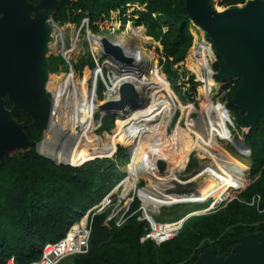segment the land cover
<instances>
[{
    "label": "trees",
    "instance_id": "obj_1",
    "mask_svg": "<svg viewBox=\"0 0 264 264\" xmlns=\"http://www.w3.org/2000/svg\"><path fill=\"white\" fill-rule=\"evenodd\" d=\"M26 1L36 4L38 0ZM246 1L218 0L214 5L213 1L209 0V3L218 11L241 7ZM134 3L143 6L142 10H135L134 13L136 25L144 27L145 34L142 33V39H152L159 43L164 58V68L169 70L173 65L174 68L180 67L183 70L195 64L196 66H192L191 70L200 83L199 87L204 82L214 85L212 78L214 73L209 68V61H212L211 50L202 39L196 42V37H192L190 28L194 23L187 14L184 0H70L66 5L57 0L51 18L55 23L86 18L91 25L96 19L106 18L111 11L118 10L121 14L127 4ZM55 32L51 28L50 36ZM57 32L53 38L61 36L60 30ZM117 32L120 34L124 31L118 29ZM188 49L190 52L186 56ZM222 62V57L215 53L212 69L216 71ZM83 66L82 62L74 65L76 69H82ZM92 66L90 61L88 67ZM149 66L153 77L165 82L160 76H156L158 73L154 62ZM42 73L46 87L52 92L50 116L57 121L58 111L54 94L56 95L65 73L47 74L43 70ZM215 78L217 89L223 91L221 102L240 123L244 113L232 102L239 79ZM94 80L93 86L90 85L91 89H89L93 92L86 91L83 82L78 83L79 89L72 81V87L84 96L89 92V97L85 100L90 101L91 97L95 96ZM210 91L208 107L215 105L211 102L214 97L213 88H210ZM1 99L3 107L9 111L13 103L7 95H3ZM103 102L105 103L99 108L105 112L104 109L111 107L107 104L106 97ZM76 104L82 103L78 101ZM76 104L66 115L68 121L75 116ZM186 107L190 109L189 113L193 111L192 106ZM11 118L20 125L27 145L14 155L0 154V264L9 257L13 258L15 264H28L38 259L40 249L45 242L62 237L68 226L78 218L82 219L87 209L98 203L118 180V170L112 158L123 161L121 173L126 175L132 167V161L127 158L125 148L118 143L125 146L130 143L127 139L128 130L125 131L123 144L120 143L119 129L115 132L119 142L115 140L113 134L116 127L115 119L112 134L103 144L104 151L96 152L99 149L91 145L86 135V125L76 120L72 124L70 138L65 140L61 138L58 145H56V137L49 138L53 142L51 144H46L47 141H44V145H48L50 154L54 152L56 154L59 152L57 149H61L69 156H65L63 161L55 164L37 154L31 144L41 137L32 117L26 111L17 109L11 114ZM197 118L199 120L195 121L187 116V129L194 136H205L209 139L213 145L210 158L220 157L221 162H219L226 168L222 183L223 194L231 188L234 189V197L221 209L204 215L187 217L176 235L157 245L151 240L139 242V237L145 231L146 222L137 219L135 212L118 226L114 224L113 218L104 222V211L89 212L86 251L66 256L57 264L61 262L65 264H194L206 251H211L215 257L225 259L233 253L242 236L264 234V114L260 115L244 134L247 155L250 151L247 171V166L242 162L244 161L242 157L245 155H241L236 150L237 154L230 152L217 140L218 128L214 116L205 119L202 114H198ZM80 125L83 126V132L75 133L74 128ZM100 125L101 131L111 129L112 116L106 114L101 119ZM51 132V129H48L47 134L50 137H52ZM163 137L159 144L161 148L167 150L162 144ZM222 139L226 138L222 137ZM114 146H116L115 152H113ZM132 156L134 169H137L143 155L136 145ZM202 163L205 164L206 160ZM144 175L146 173H143ZM140 179L145 180L146 177ZM122 182L112 187L107 195ZM142 186L141 184L137 189L129 204L130 212L135 210L139 201L145 198L147 186L144 190ZM251 200L252 203L249 204Z\"/></svg>",
    "mask_w": 264,
    "mask_h": 264
},
{
    "label": "rangeland",
    "instance_id": "obj_2",
    "mask_svg": "<svg viewBox=\"0 0 264 264\" xmlns=\"http://www.w3.org/2000/svg\"><path fill=\"white\" fill-rule=\"evenodd\" d=\"M56 1L57 0H55V2ZM69 1L70 0H63V4L66 5ZM212 1L213 4L216 5L218 0H212ZM53 2L54 0H52V5L50 6L42 5L41 0L36 4H29L28 19L33 18L36 15H39L42 18V20L47 18L52 20L51 13L54 10V4H55V2L54 3ZM142 9L143 6H140L137 3L127 4L125 6V9H123L122 12H120L121 14H119L118 10L111 11L109 12V15L106 18L102 17L100 19H96L94 22H92L91 25L87 22L86 18H80L78 21H72L69 19V20H62L59 23L54 22L56 27L52 26V28L54 32L55 31L56 32L50 36V30H49V32L46 34L45 38L47 36H50L51 39L46 43L45 50L37 49L39 53L37 63L39 61L43 63V65L45 66V69H43V71H45L47 74L65 73L63 77L62 85H60V87L56 90V96L57 95L59 96L60 92L64 91L65 86L68 83L69 78L66 75L67 72H71L72 81L74 85L80 89L79 87L80 85L78 86V83L80 84L81 82H83L86 91H89L90 85L92 84V81L95 76V80H94L95 96H92L91 100L87 101L79 93H74L73 95L71 94V96L75 99L76 102L79 101L82 104H76L75 116H73L70 121L66 119V115L70 111H62L61 113L58 112L59 118L57 120L60 121V117L64 118V127L63 130L60 131L58 125L56 124L57 121H55V119L53 118L48 120L47 111H45L43 108L44 103L46 102L49 103L52 101V92L48 87H46L43 80L44 75L43 73H40L42 72L40 71L38 73L39 75H41L40 76L41 83L38 84V89L36 93L25 99L26 103L24 104L25 107L24 109L27 110L31 115H33L34 122L39 127L42 138H48V139L50 138V135L47 134L46 132L48 127L50 126L49 129H51L52 131L51 136H55L57 139L56 145L59 144L61 138L65 140L71 137V132L68 130V124L75 120H80L82 124L86 125L85 131H86V135L88 134L87 136H89L91 145L99 149L96 150V152L104 151L103 144H105L108 137L111 136L112 134L111 131L114 128V121L116 119V127L113 130L114 138L116 141H118L115 132H117V130L119 129L120 143L123 144L125 131L128 130L127 139L130 145L125 146L124 144L121 145L119 143L118 145L125 148V153L127 155V158L129 156L127 152L130 153L129 158L132 161L131 168H133L134 159L132 153H133V148L135 146V144L133 143V134L136 136V139H138L139 141L141 140L144 141L148 139V137L153 136L157 129L164 127L166 116L163 108L165 107L166 104L164 105V103H162L160 109L158 107V100H166L165 92L163 90H156V89L154 90L152 89V91L150 92L148 91L145 92L144 89L142 88L139 89V92H137L136 94L137 95L136 100L132 102V105L141 104L142 106L134 110L131 109V111L126 114L124 112L123 113L125 114L124 120H122L121 116L120 118H118L115 115V113L114 115H112L108 111L104 112L99 107L105 103L103 102V97L107 93V90L110 87V85L113 84L114 77L117 76L121 68H123L124 66H130L131 63L139 66L147 65L146 68L143 69L141 73L149 77L148 73L151 76H153L151 74V69L149 70L150 67L149 64L151 62H154L156 66V72L158 73L156 76H160V78H162L166 83H168V86L176 96L177 101L181 102L183 107L186 109L185 114L181 113L180 110L177 108H176L177 110L176 109L173 110V115L174 114L175 115L174 117L172 115V118L169 122L170 124L164 127L165 128L164 132L160 138L161 140L162 137L164 136L162 144L167 150H165L164 148L162 149L165 151L167 155V157L164 160L169 162L170 170L168 174L165 176L157 175L152 166V159L148 157H141V164L139 168H137L138 170L136 168L135 169L130 168L131 170L129 169L126 175H123L121 173V167H122L121 165L123 164V161H119V160L117 161L115 158H112L114 161V165L118 170V180L112 185V187H115V185H117L121 181L123 182L120 185H122L125 181L126 184L125 186L121 187L118 192L110 194L109 197L107 198L109 199V201H107V203L105 202V204L101 207V211H104L105 213V219L106 218L109 219L112 217L115 223L124 221V219H126L128 216L132 215L135 212L137 213L136 218H139V220H144L146 222L145 225L150 226V224H152L153 222L156 224L157 223L170 224L178 221L183 217L185 220L187 217L211 213L213 211L221 209L230 199L234 197L233 196L234 190L233 191L231 190L230 195L222 203H220L217 206H214L215 208L212 209L206 210L209 204L208 202L211 201V199H207L202 203L180 202L168 206H160L155 213L150 212V210L147 208L148 203L147 205H145L144 207L145 209H141V204H143L146 201V198H143V200L139 201L138 206L135 210L131 212L128 210L129 204L131 203L134 197V193L137 191V189L140 188L141 184L143 185L142 190H144L146 186H147L146 189L148 188L150 189V194L148 190V195L155 194L156 193L155 191L169 193L166 192L168 188H170L172 192L190 193L193 192L194 189L196 188L197 186L196 181L193 182L188 181L183 185H177V186H173L169 183H165L171 174V163H172L171 159L173 152V130L177 126H179L181 131L186 134L185 136L190 142L186 163L183 169L177 173L178 180L187 181L190 179L191 176H198L200 178L205 179L210 184V186L215 191V193L218 195L216 202H218L219 196L224 195L222 183L224 181V177L226 174V168L222 163H220L221 162L219 160L220 157L210 158V153L212 152L213 149V145L210 143V141L207 142L203 136L202 137L194 136L187 130V124H186L187 116L189 119H193L195 121L199 120L197 118L198 114H202L205 117V119H209L211 116H214L215 124L218 128L217 140L221 143L222 147L230 150V152L234 154H237L236 151H238L241 155H245L242 157V159L244 160L242 162L245 163V165L247 166L246 171L249 168L250 160L249 157H247V153L243 154L239 150L241 146L239 149H237L238 140L235 139L244 138L245 127L241 123L237 122L234 115L229 110H227L224 107V103L221 102L220 97L223 91H219V89H217V85H216L217 80L215 78L217 77L216 76L217 74L215 75L213 74L212 77L214 85L204 82V84L199 87L200 83L197 81L191 70V67L194 66L195 64H191L190 66L187 67V69H183V70H181L180 67L174 68L173 65H171L170 69L166 70L164 68V58L161 55L159 43L153 41L152 39L150 40L142 39V33L145 34L144 27L142 25H136L135 23V18H136V15L134 14L135 10L139 11ZM122 19H124L123 23H122ZM47 22L50 23V21ZM137 26H141L143 27V29ZM56 28L60 30L59 33L61 34V36L58 35L53 38V36L58 33L57 32L58 30ZM118 29L121 31L123 30L125 32L127 30L133 31V36L130 35L131 37L130 36L127 37L126 42L128 43L126 44L129 50H131V52H134V50H136L140 58L132 57V61H129L127 58H124L123 60L120 61L114 59L113 57H111V55L107 57L105 52L101 53L100 50H105L102 46V43H98V44L94 43L93 48L90 46V41L87 35L88 32L98 37L106 36L109 38H113L117 36ZM190 31L192 37L194 36L196 37V42L202 39L205 42V44L208 45V48H210L212 53V61H213L215 58L213 43L211 41H208L204 37L202 30L199 29L195 24L192 28H190ZM64 48L68 50L66 54L62 51L64 50ZM189 52L190 49L187 50L186 56L189 55ZM90 61L93 64L91 68L88 67ZM212 61H209V68L214 73L216 71L212 69ZM79 62H82L84 65L82 69L80 68L76 69L74 67V65L78 64ZM178 69L180 71H178ZM99 84L101 85L102 88L100 87ZM211 85H213V87ZM210 88H213V96H214L212 97L211 102L215 105L208 107L207 104L210 101V92H211ZM90 92H93V90H91ZM106 98H108V94L106 95ZM188 105L193 107V111H191L190 113L186 107ZM72 107H73L72 101L69 100V102H67V110H71ZM153 108H155L156 110L155 112L154 110L152 111L153 116L150 117L148 120H145L141 123H137L136 125L134 124L132 127L129 125L130 122H132L134 119H137L138 116H140V114L147 112L148 110ZM57 111H59V104H57ZM106 114H110L112 116V127L108 131L106 130L101 131L100 121ZM92 124H94L95 126H93ZM224 125L226 127H224ZM9 128L10 129L8 131L0 133V153L14 155L25 148V141L19 129V125L15 123L12 120V118ZM89 128H92V130H89ZM78 130L79 127H76L75 131ZM81 130H83L82 127ZM91 132L93 134L92 136H90ZM222 137H225L228 141L226 139H222ZM152 142L153 141L151 140L149 145ZM244 149L247 150L246 145H244ZM37 150H38V146H37ZM115 151H116V146H114L113 152ZM145 151L147 153V150L143 151V148H141V153L142 152L145 153ZM106 153L110 154V152H106ZM64 159H65V155L62 153H57L54 158V160H57L58 162L63 161ZM205 160L206 163L203 164L202 162ZM143 173H146V175L143 176ZM143 177H146V179L145 180L140 179ZM112 187L110 188V190L112 189ZM101 201L102 199L98 203H100ZM98 203L93 205L91 208L98 205ZM99 208L100 207H97L95 208V210L92 211L95 213ZM86 212L84 213L85 218H86ZM185 216L187 217L185 218ZM104 222L106 223L107 221ZM60 264H65V263L61 262Z\"/></svg>",
    "mask_w": 264,
    "mask_h": 264
},
{
    "label": "water",
    "instance_id": "obj_3",
    "mask_svg": "<svg viewBox=\"0 0 264 264\" xmlns=\"http://www.w3.org/2000/svg\"><path fill=\"white\" fill-rule=\"evenodd\" d=\"M59 1L63 3V0ZM29 4L26 0H0V133L10 129L11 114L17 109L26 111L33 119V115L24 109L25 99L36 93L41 83L38 71L45 66L40 61L37 63V49L45 50L46 43L51 39L45 36L52 25L55 26L51 19L42 20L39 15L28 19ZM41 4L50 6L52 0H41ZM184 7L204 37L213 43L214 52L222 57L223 62L214 75L217 74L220 79H239L232 102L244 113L240 123L247 133L253 122L264 114V1L247 0L241 7L217 11L209 0H184ZM107 47L106 54L118 53L117 46ZM136 94L132 86L127 89L126 105L119 106L120 112L142 106L132 105ZM3 95H7L13 103L10 112L3 107ZM51 104L52 101L43 104L48 120ZM104 110L112 115L115 113L109 107ZM34 125L39 129L35 122ZM42 140L40 137L37 142L31 143L35 152L55 164L59 163L38 152L37 145ZM24 141L26 146L25 138ZM241 144L245 145L244 139ZM152 166L160 176L167 175L170 170L169 162L158 156L152 159ZM194 264H264V234L242 236L233 253L225 259L206 251Z\"/></svg>",
    "mask_w": 264,
    "mask_h": 264
},
{
    "label": "bare ground",
    "instance_id": "obj_4",
    "mask_svg": "<svg viewBox=\"0 0 264 264\" xmlns=\"http://www.w3.org/2000/svg\"><path fill=\"white\" fill-rule=\"evenodd\" d=\"M87 35H88V39L90 41V46L92 48H93L94 43L95 44L102 43V46L104 49L108 48L107 47L108 45H115L118 48H120V49H118L117 54H112L109 52L108 54H106L107 57H109L111 55V57H113L114 59L120 60V61L123 60L124 58H127L129 61H132V57L133 58H140V56L137 54V51L134 50V52H131V50H129V48L127 47V44H126V43H128V42H126L127 37H129L130 35L133 36L132 30H127L126 32L124 31L122 34H117V36H115L113 38H109L106 36L98 37V36H96L90 32H88ZM40 38L41 39L43 38V33H42ZM106 50H109V49L100 50V51H101V53H103ZM62 51L65 54L68 52V50H66L65 48ZM98 61H100V60H98ZM146 66L134 65L131 63L130 66H124L123 68H121L119 70V73L117 74V76L114 77L113 84L110 85V87L107 90V93L103 97V101L105 100V97L108 94L107 104L111 108H113L112 110L115 112V115L118 118H120V116H121L122 120H124V118H125L124 115L126 113L130 112L131 109L126 108L125 114H123L124 112L119 111V106H121L123 104L126 105V101H127L126 100V91L129 87L132 86L134 88V90L136 91V93L139 92V89H141V88L144 89L145 92L146 91L150 92V91H152V89L153 90L154 89L163 90L166 94V100H158V107L160 108L162 106V103H164V105L166 104L165 107L163 108L165 111V116H166V119H165L166 121H165L164 127H166L168 124H170L169 122L172 118L174 109L177 108L180 110L181 113H184V114L186 113V109L183 107L181 102L177 101L176 96L174 95V93L172 92V90L170 89V87L168 86L167 83L160 81V80H157L156 78L151 76L149 73H148L149 77L146 75H143L141 73L142 70L146 68ZM42 70H43V68L41 70H39L38 72H40ZM40 73H42V72H40ZM66 75L68 76L69 80L65 86L64 91L60 92L59 96L58 95L56 96L54 94L55 95L54 99L57 102V104H59V111H58L59 113H61L62 111H72L74 109V104H76V101L71 96V93H79L74 87H72V82H71L72 81V74H71V72H67ZM94 79H95V76H94ZM62 83L63 82H61V85H62ZM92 83H93V81H92ZM64 85H65V83H64ZM92 86H93V84H91V87ZM111 86H112V89H111ZM91 87H90V89H91ZM89 92H90V90H89ZM89 92H88L87 97H85L84 95H81L80 93L79 94L84 99H88ZM69 100H71L72 104H73V107L71 108V110H67V102H69ZM153 110L155 112L156 109L153 108V109L148 110L147 112L140 114V116H138L137 119H134L132 122H130L129 125L132 127L134 124L136 125L137 123H141L145 120H148L150 117L153 116V114H152ZM187 110L190 111V109L188 107H187ZM174 115H173V117H174ZM58 118H59V114L57 116V119ZM49 119H51V116ZM73 122H70L68 124V130L70 132H71V127H72ZM56 124L58 125L59 130L62 131L63 127H64V118L60 117V121L57 120ZM92 125L95 126L94 124H92ZM76 127H79L78 131H75ZM76 127L74 128L75 133L79 134V133L83 132V130H81V127L83 128L82 125L76 126ZM164 127L157 129L153 136L148 137V139H146L144 141L143 140L139 141L138 139H136V136L133 134V143L135 145H137V147L140 149V151H141V148H143V151L147 150V153H146V151H145V153L142 152L143 157H148L150 159H153L155 156L161 157L162 159H165L167 157L165 151L161 148V146L159 144V140H160V138L164 132V129H165ZM224 127H226V126L224 125ZM49 128H50V126L48 127V129ZM48 129H47V131H48ZM89 130H92V128H89ZM63 134H65V133H63ZM92 135L93 134L91 132L90 136H92ZM185 135L186 134L181 131L179 126H177L173 130V152H172V159H171L172 160L171 174L165 183H169V181L173 180V179H176V181H178L181 184L186 183V181L185 182L179 181L178 177H177V173L183 169V167L186 163L187 153L189 150L190 142L186 138ZM54 137L55 136H52L50 138L53 139ZM203 137L207 142L209 141L208 138H206L205 136H203ZM88 138H89V136H88ZM151 140L153 142L149 145ZM44 141H47L46 144L53 143V142H51L52 140H49L48 138H43V140L38 144V152L42 155H45L47 157L54 159L57 153L54 154L55 153L54 152L53 154H50V152L48 150V145H44ZM237 145H238L237 149H239L241 146V148L239 150L241 151V153L246 154L247 150L244 149V146L241 144V141H237ZM57 150L59 151L58 153H62L65 156L69 157L66 153L62 152L61 149H57ZM134 166L135 165L133 164V168H131V169H134ZM187 181H192V182L196 181L197 186L193 192H190V193L189 192H186V193H177V192L165 193L164 192L163 193V192L155 191L156 192L155 194L148 195V190H149V194H150V189L149 188L145 189L146 201L143 203V207H145V205H147V203H148L147 208L150 210V212L155 213L160 206H168V205L180 203V202H183V203H187V202L188 203H202L206 200V198L211 197L210 204L206 208V209H211L212 206L214 205V203H216V199H217L218 195L212 189L210 184L205 179L200 178L198 176H191L190 179ZM125 184H126V181L122 185L117 187L111 194L118 192L121 187L125 186ZM162 191H163V189H162ZM220 199L223 200L222 198H220ZM193 213H196V212H193ZM182 219L178 220V222L170 223V224L169 223H162V224L158 223L160 225L158 228L160 230V232H158L157 234H168L167 232L175 230V228L178 227V225L181 223ZM84 220H85V217L80 220V223L79 222L74 223L71 229H73V231H75V232L78 231L79 227L83 226Z\"/></svg>",
    "mask_w": 264,
    "mask_h": 264
},
{
    "label": "built area",
    "instance_id": "obj_5",
    "mask_svg": "<svg viewBox=\"0 0 264 264\" xmlns=\"http://www.w3.org/2000/svg\"><path fill=\"white\" fill-rule=\"evenodd\" d=\"M52 26H54V25H52ZM235 140L242 141L241 138H236ZM249 154H250V152H248L247 157H249ZM182 182H185V181H182ZM186 182H188V181H186ZM169 184H171L173 186L183 185V184L179 183L178 181H176V179L170 180ZM168 190L166 192H172L170 190V188H168ZM231 190L233 191L234 189L229 188L224 196H220L218 198V202L214 203L212 208H215L214 206H217L220 203H222L230 195ZM109 194L108 195L105 194L102 197V201L100 203H98V205H96L93 208L90 207L88 209V211L86 212V218L84 220V224L82 227H79L78 231L75 232L71 228L73 226L72 224L75 223L76 221L79 222L81 220V218H78L76 221L71 223L68 226V228L66 229V231L64 232L62 237H60L59 239H57L55 241L45 242L40 249V254H39L38 259L35 261H31L28 264H57L58 261L65 258L66 256H69L72 254L84 253L86 251V241H87V237H88V233H89L90 219L88 218V213L89 212L94 213L92 210H95V208H97V207H100L99 209H97V212H99V211L101 212V207L105 204V202L107 203V201H109V199H107L109 197ZM220 198H222L223 200H221ZM207 199H211V197L206 198V200ZM257 199L258 198L256 197V200ZM208 203L210 204V202H208ZM251 203H252V200L249 202V204H251ZM209 204H208V206H209ZM141 209H144L143 204H141ZM111 218H109V219L106 218L105 221H108ZM137 219H139V218H137ZM145 219H147V218H145ZM183 220H184V218L182 219V221L178 225V227H176L175 230L172 229L173 231L167 232L168 234H157L158 232H160V230L158 229L160 225L158 223L156 224L153 222L152 224H150V226L146 225V226H144L145 231L139 237V242H143L145 240H151L154 244L157 245V244H159V243H161L167 239H170L171 237H173L174 235L177 234V232L179 231V229L182 226ZM123 222L124 221L116 222V223L114 222V224L116 226H118V225L122 224ZM176 222H178V221H176ZM173 223H175V222H173ZM2 264H15V263L13 261V258L9 257Z\"/></svg>",
    "mask_w": 264,
    "mask_h": 264
}]
</instances>
